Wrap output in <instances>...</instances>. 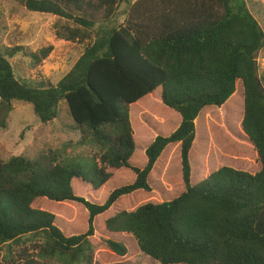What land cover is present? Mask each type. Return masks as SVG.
Wrapping results in <instances>:
<instances>
[{"label": "trees", "instance_id": "16d2710c", "mask_svg": "<svg viewBox=\"0 0 264 264\" xmlns=\"http://www.w3.org/2000/svg\"><path fill=\"white\" fill-rule=\"evenodd\" d=\"M15 1L63 19L66 24H55L61 39L83 41L91 31L95 38L56 84L21 77L10 61L21 53L37 65L52 46L33 53L23 46L0 50V104L7 111L14 101L31 104L47 123L65 101L80 134L76 145L97 149L99 157L81 164L60 160V151L51 150L0 159V264H97L94 239L102 238L101 246L123 257L129 247L122 236L161 264H264V77L256 59L264 49V29L247 1ZM122 3L123 24L100 23L93 30L98 12L109 20ZM157 90L161 104L179 120L168 135L156 131L143 149L144 165L137 166L132 108L138 107L144 125L157 126L142 104ZM215 113L225 122L219 129L225 137L213 149L233 139L245 146L244 154L226 156L235 164H208L194 184L190 152L196 125L202 116L211 143ZM170 146L179 150L173 183L165 181L173 167L163 159ZM237 159L246 163L239 167ZM122 169L129 180L115 185L103 202L81 192L88 187L95 196ZM139 190L144 198L99 223L120 198L131 199ZM76 206L85 211L87 224L67 234L62 209L76 213ZM115 234L122 241L111 238ZM28 243L31 251L15 253Z\"/></svg>", "mask_w": 264, "mask_h": 264}, {"label": "rangeland", "instance_id": "374dc122", "mask_svg": "<svg viewBox=\"0 0 264 264\" xmlns=\"http://www.w3.org/2000/svg\"><path fill=\"white\" fill-rule=\"evenodd\" d=\"M246 1L250 10L264 29V0ZM126 8L125 3L116 6V10L109 20L106 19L109 16H106L104 11L98 12L96 14L98 23L95 24L93 30H96L100 23H109L115 26L123 24L127 17ZM62 22H64V20L59 19L58 16L29 11L25 6L15 0H0V50L3 51L5 47L23 46L27 53H33L39 51L41 48L52 46V51L47 58L41 60L37 65L32 66L30 57L21 53L11 58L10 61L18 75L34 81L43 80L44 82L56 84L72 68L82 55L87 44L94 40V31L90 32L92 33L90 39L87 38L83 41L75 42L67 41L56 35L55 24H66ZM256 59L259 67V74L264 77V49L256 54ZM159 98L160 90H157L154 96L142 102V104L148 107L147 112L153 114L158 120V123H156L157 126L152 128L142 123L137 115L138 107L135 106L132 108L131 122L135 129V142L137 145L133 163L137 166L144 165L145 157L143 155V149L145 145L151 142L150 140L156 131H159L161 135H168L172 132L173 126H175L179 120L175 112L161 104ZM11 108L10 111H7V109L0 104V159L7 160L11 156L19 154L34 157L42 152L51 150L60 151L61 155L59 159L68 162L75 161L81 164H88L92 159L91 157H96L98 159L99 152L97 149L76 145L80 134L78 130L73 129V120L68 113V107L65 101L59 102L57 118L47 123L40 121L34 113L31 104L14 101L11 104ZM228 114L231 120L235 121L236 113L230 110ZM213 116H215L216 122L212 128L216 131L214 132L215 137L210 141L211 143H209L208 139V133L211 132V129L205 126L202 116L199 126L196 125V141L190 152V162L193 170H195V174L194 172L192 174L191 181L194 184L198 182L196 181L198 177V175H196L197 172L204 171L208 164L214 165L220 161H228V159L230 160L229 162L235 164L233 163L234 159L232 157L226 158V156L228 154L230 156L244 154L243 148L245 149V146L234 142L233 139H230V141H222L219 147L213 149L214 146L212 145L216 144L219 139L225 137V135L219 131V129L223 130L222 128L225 124L223 118L220 117V113H215ZM228 133L230 134V132ZM169 148L170 149L165 152L163 159H165V162L169 159V166L173 167V170L169 175V180L165 175V181L173 183L172 181L177 179L176 168L179 167V150H173V146ZM209 160L211 162H209ZM237 161L239 167H242L243 163H246L243 159H237ZM232 167H235V165ZM127 180H129V174L125 169H122V171L116 170L114 177L104 190L97 192L95 196L89 195L90 189L88 187H85L86 193L84 187H82L83 189L81 192L88 199L103 202L108 192L115 188V185L125 183ZM154 184L155 186H159L161 185V181L155 179ZM78 185H80L79 182L77 183V186ZM157 190L159 194H162L161 192H163V189ZM133 194L134 195H131V199L126 196H123L122 199L120 198V201L116 203L117 205L105 212L102 215L103 217H99V223H103L106 216L113 215L118 207L139 202L145 197L144 191L141 190ZM153 195L152 193L151 196L154 198ZM153 198L151 199L156 201ZM76 207V213H73V210L68 207L62 209L67 217L64 225L67 234L84 230L87 224V215L85 211L79 206ZM98 226L100 227V224H98ZM111 238L122 241L116 234ZM121 238L127 243L124 242L123 244L129 247V253L123 257L116 256L108 252L104 246H101L104 241L102 238L98 240H96V238L94 239L95 242H98L96 245L97 247H95V259L97 264H161L159 261L141 253L131 242L132 237L122 236ZM31 245L32 243L16 246L15 253H20L25 249L31 251Z\"/></svg>", "mask_w": 264, "mask_h": 264}]
</instances>
